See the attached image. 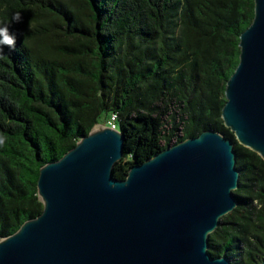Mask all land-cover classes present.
<instances>
[{"label":"trees","instance_id":"trees-1","mask_svg":"<svg viewBox=\"0 0 264 264\" xmlns=\"http://www.w3.org/2000/svg\"><path fill=\"white\" fill-rule=\"evenodd\" d=\"M254 3L0 0V27L10 24L16 35L14 48L0 45V240L43 212L41 168L114 115L126 140L117 179L206 130L234 143L239 206L209 236L208 251L232 264H261L264 160L222 120ZM18 13L22 21L13 22Z\"/></svg>","mask_w":264,"mask_h":264},{"label":"water","instance_id":"water-1","mask_svg":"<svg viewBox=\"0 0 264 264\" xmlns=\"http://www.w3.org/2000/svg\"><path fill=\"white\" fill-rule=\"evenodd\" d=\"M254 2L222 120L264 160V0ZM124 144L121 131L99 124L45 164L37 185L43 212L0 240V264H232L208 250L209 236L239 206L234 143L206 130L117 179Z\"/></svg>","mask_w":264,"mask_h":264},{"label":"clouds","instance_id":"clouds-1","mask_svg":"<svg viewBox=\"0 0 264 264\" xmlns=\"http://www.w3.org/2000/svg\"><path fill=\"white\" fill-rule=\"evenodd\" d=\"M22 21V16L18 13L13 17V22L19 23ZM10 24H6L4 27H0V45H7L9 48H14L16 43V35L15 33H9ZM3 48L0 47V56L3 55ZM115 119V117H113ZM4 143L3 139H0V146Z\"/></svg>","mask_w":264,"mask_h":264},{"label":"built area","instance_id":"built-area-1","mask_svg":"<svg viewBox=\"0 0 264 264\" xmlns=\"http://www.w3.org/2000/svg\"><path fill=\"white\" fill-rule=\"evenodd\" d=\"M113 117H115V119H114ZM115 122H116V116L113 115V116L110 117V119L108 120L106 126L110 127L111 130H118V129H117V125H116Z\"/></svg>","mask_w":264,"mask_h":264},{"label":"rangeland","instance_id":"rangeland-1","mask_svg":"<svg viewBox=\"0 0 264 264\" xmlns=\"http://www.w3.org/2000/svg\"><path fill=\"white\" fill-rule=\"evenodd\" d=\"M174 141H175V140H174ZM174 141H173V142H174Z\"/></svg>","mask_w":264,"mask_h":264}]
</instances>
